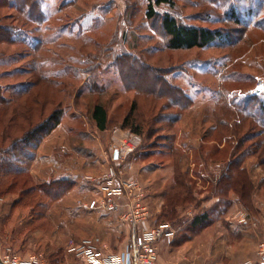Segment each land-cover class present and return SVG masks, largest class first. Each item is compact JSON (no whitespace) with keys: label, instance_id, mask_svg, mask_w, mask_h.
<instances>
[{"label":"rangeland","instance_id":"374dc122","mask_svg":"<svg viewBox=\"0 0 264 264\" xmlns=\"http://www.w3.org/2000/svg\"><path fill=\"white\" fill-rule=\"evenodd\" d=\"M35 1L0 8V246L42 264H87L70 241L122 253L133 243L125 196L100 208L114 170L118 184L139 183L152 226L171 225L175 264L254 261L264 231V0H172L153 19L147 0ZM166 12L229 40L171 50ZM97 103L105 131L92 119ZM133 103L140 134L123 128ZM55 110L60 123L38 149L16 143ZM175 194L186 200L176 219L160 217Z\"/></svg>","mask_w":264,"mask_h":264},{"label":"built area","instance_id":"2783aa9c","mask_svg":"<svg viewBox=\"0 0 264 264\" xmlns=\"http://www.w3.org/2000/svg\"><path fill=\"white\" fill-rule=\"evenodd\" d=\"M128 147V148H127ZM127 153L135 150L132 145L125 144ZM104 187L105 200L101 207L108 211L118 208L116 198L125 196V207L128 208L127 220L132 226L133 243L122 253L111 254L98 251L90 242L76 244L70 241L69 251L87 264H157L159 257V241L163 238H170L174 235L169 223L152 226L150 224V213L143 205L144 194L139 183L131 180L128 183L118 184L119 179L114 170L107 176ZM98 201L91 203V208L96 207ZM243 222L248 223L247 220ZM254 261L246 264H264V231L263 239L258 243ZM0 264H42L37 255H30L23 258L10 248L0 246Z\"/></svg>","mask_w":264,"mask_h":264},{"label":"trees","instance_id":"16d2710c","mask_svg":"<svg viewBox=\"0 0 264 264\" xmlns=\"http://www.w3.org/2000/svg\"><path fill=\"white\" fill-rule=\"evenodd\" d=\"M11 0H0V8L3 4L10 3ZM19 0H15V2ZM148 1V9H147V18L153 19L157 16V12L155 7L159 6L161 4L169 5L170 7L174 6V3L172 0H147ZM21 4L17 7V9L21 11V9L25 6H32L36 7L38 6V1L35 0H20ZM40 6V5H39ZM31 7V8H32ZM20 8V9H19ZM162 26L168 35V41H167V47L171 50H182V49H193V48H206L214 43H221L229 40L228 34H224L221 30H213L206 27H198V26H189L182 24L178 21V19L173 16L171 13L166 12L162 16ZM237 24L241 23L240 19L236 20ZM4 35H7L8 32L4 27L0 25V40ZM1 42V41H0ZM3 97L0 94V102H3ZM136 108V103H133L132 108L128 116L124 119L123 122V128L129 129L130 131L134 133H141V130L138 126L133 127L132 122H134V112ZM62 111L61 110H55L46 120L39 123L37 126L33 127L32 130L27 132V134L20 139L19 142H16L17 144H23V145H31L35 144V148L38 149V146L40 145L42 138L48 134L52 129L56 128L61 120ZM92 119L95 121L97 127L101 131H105L107 129L109 119H108V111L103 103H97L93 110H92ZM28 121V120H27ZM15 143V144H16ZM65 181H53L52 187L59 186V184H62ZM58 188V187H57ZM249 188L251 189V186L249 184ZM250 189L249 194H246L248 198H250ZM58 192H64L65 188H58ZM234 193L241 200H243V191H238L236 188H230L228 191L229 193ZM243 193V194H241ZM247 193V192H245ZM182 196H179L177 194L175 195H168L167 203L164 206L163 213L160 215V217L167 219V220H175V212L176 208L179 203L184 202L186 200H182ZM182 200V201H181ZM231 202V201H230ZM209 218V213H203L202 215H197L194 217V219L191 222V228H195L199 225H203L207 222Z\"/></svg>","mask_w":264,"mask_h":264},{"label":"crops","instance_id":"0c3cea01","mask_svg":"<svg viewBox=\"0 0 264 264\" xmlns=\"http://www.w3.org/2000/svg\"><path fill=\"white\" fill-rule=\"evenodd\" d=\"M257 236H261L260 238H262L263 239V231H260V233H255ZM261 239V240H262ZM173 241H169V239H164L163 240V245H165L166 246V248L164 247V248H162V251H161V255H160V258H159V263H157V264H175L176 262H177V260H179L180 259V256L177 254V253H171V251H172V247L173 246H168L167 247V245H171V243H172ZM167 244V245H166ZM182 246V244H180V246H178L176 249H178V248H180ZM175 249V248H174ZM175 249V250H176ZM181 249V248H180ZM174 250V251H175ZM179 250V249H178ZM165 257V258H164ZM255 257H256V254H255ZM247 261H249V260H247ZM246 261V262H247Z\"/></svg>","mask_w":264,"mask_h":264},{"label":"water","instance_id":"95a60500","mask_svg":"<svg viewBox=\"0 0 264 264\" xmlns=\"http://www.w3.org/2000/svg\"><path fill=\"white\" fill-rule=\"evenodd\" d=\"M115 156L118 157V152H116V155Z\"/></svg>","mask_w":264,"mask_h":264}]
</instances>
